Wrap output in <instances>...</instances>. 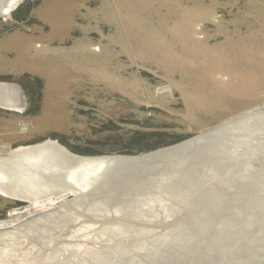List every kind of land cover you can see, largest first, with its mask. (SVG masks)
<instances>
[{"label":"rangeland","instance_id":"1","mask_svg":"<svg viewBox=\"0 0 264 264\" xmlns=\"http://www.w3.org/2000/svg\"><path fill=\"white\" fill-rule=\"evenodd\" d=\"M27 75L43 82L39 111L28 114L32 86H23L30 104L27 109H0V156L10 157L20 147L53 142L89 159L136 158L211 135L181 157L145 163L135 174L123 169H96L87 173L94 174L96 183H82L77 194L68 189L60 195H50V191L48 196L33 183L23 199L0 193V264H79L75 256L85 257L104 247L114 251L119 244L126 247L123 259L127 264L141 248H151L157 235L148 234L146 239L145 235L133 236L135 231L131 230L129 235L113 238L104 231L116 233L119 229L106 230L107 222L113 225L135 211L137 219L149 223L142 229L155 228L156 234H166L172 247L171 254L145 259L141 264H225L218 257L198 260L196 253L211 249L212 243L189 237L191 228H180L179 223L205 221L202 212L192 213L194 190H199L194 197L202 200L218 189L212 180L236 170L219 172L209 162L198 160L200 153L214 150L230 154L229 150L240 149L237 156L244 157L253 148L243 149V141L264 139L261 120L242 128L227 127L253 113L264 117V104H256L264 100V0H27L14 14L0 17V81H19ZM145 125L191 137L156 146L153 140L142 138ZM220 128L223 139L216 132ZM42 139L46 140L35 143ZM220 156L217 158L222 159ZM251 156L254 158L249 162L258 166L256 173L263 177L259 160L264 153L256 157L253 152ZM213 170L215 178L205 176ZM83 171V166H78L68 180L75 176L86 179ZM172 171L173 177L167 181L165 176ZM148 191L159 193L150 196ZM154 196H170L171 200L164 207L153 201ZM222 196L228 197L226 193ZM139 197L150 201L151 208L134 203ZM259 197L264 198V193ZM263 204L255 206V213H264ZM234 205L229 207L230 213L238 212H234ZM242 212L238 214L243 216ZM155 213L153 218L149 216ZM256 219L264 224V217ZM4 221H9L6 228L2 227ZM173 225L175 231L185 230L180 246H173ZM233 229L238 235L241 227ZM192 240L194 249L186 250ZM237 243L247 244L255 254L261 252L257 256H264V245L256 241L253 230L247 233V240ZM54 249L59 250L61 260L51 259ZM117 249L111 252L116 257ZM154 249L158 251L156 246ZM222 250L219 252L224 253ZM123 259H114L111 264H122Z\"/></svg>","mask_w":264,"mask_h":264},{"label":"bare ground","instance_id":"2","mask_svg":"<svg viewBox=\"0 0 264 264\" xmlns=\"http://www.w3.org/2000/svg\"><path fill=\"white\" fill-rule=\"evenodd\" d=\"M24 1H27V0H0V17L6 16V15H8V13H9V15L12 14L15 7L17 5H20ZM0 87H4V84L3 85L0 84ZM18 91L20 92V90L18 88H12L10 90L0 89V105L4 106L5 108H8V109H24L25 108L24 96H21V99H20V93ZM21 104H23V105L20 108L19 106ZM262 116H263L262 114H261V116L260 115L257 116V114L253 113V114L248 115L247 117L241 118L240 120H238L236 122L230 123V125H227V127H230V128L234 127L235 128L237 126L239 128H242L245 126V124H247L249 122H255L258 120L264 121V117L262 118ZM242 123H244V124H242ZM216 132L219 134L220 139H223L224 130L223 129L221 130V128H220V131L217 130ZM210 135H204V136H201V137L196 138L194 140H191V141L189 140V141L183 142V144H179L177 146L165 148V149L153 152L152 154H149V155H146L143 157H136V158L135 157L132 158V157L114 156V157L89 159L88 157L76 155L73 152H70V150H66L65 148H63L60 145L53 143V142L46 143V144H40V145H36V146L20 147L18 149H15L14 151H12V154L10 155V157L0 156V193L5 195V196H9L11 198H16V199L22 198L23 199L24 198V192H27L26 190L28 189V185L30 183H33L34 186L36 187V189H38L40 191V193H42L44 195L49 196L50 191H51L50 195H54V194L60 195L61 193H63L64 191H66L68 189L73 190V192H75L77 194L78 192L81 191L79 188V185L82 186V183L84 185V182H86L88 186H89V184L92 185V182L96 183L97 180L94 179V177H92L94 174H92V176L87 175V173L89 174L90 172H93L96 169H100V170L106 169V171H109V172L112 170H116V169H120V170L123 169V171L128 170V172H130L131 174H135V171H137V169L140 171H142L144 169L143 164H145V163L148 165L149 162H156V161H162V160L166 161V160H173V159L175 160V159H177V157H181V155H184L185 153H188V151H191L190 149H192L193 147H196V146L202 144L204 141H208V138L210 137ZM211 138L209 140H211ZM236 143H237V141H236ZM242 144H243V146L246 145V147L243 149H250V147L253 148L251 153L246 154L244 157H241V156L238 157L237 156L238 154L241 155L240 149H238V150L236 149L237 151L232 149V150H229L230 154L226 153V151H225V153L222 151H219V152L216 151L215 152L214 150H213V152L206 151L204 154L200 153L199 154L200 157L197 158L198 160H204L207 163L209 162L210 167L214 165V167H216V169L219 172L222 169H228V168H233V167L236 168V170L231 171L230 174L227 173L225 176L220 178V180H212L213 185L216 186V187L214 186V188H218L215 192H213V191L211 192L212 194H214L213 196L210 195L211 193L206 192L209 194L204 199L200 200L201 198L194 197V196L199 194V192H198L199 190L198 189L194 190L193 194H195V195L192 196L194 199L193 200L194 202H191V205H190V206L194 207V210L192 209V213L194 215H199L202 212L205 221L202 220L201 222H198V224L197 223H189L190 225H188V223L185 222L184 226L181 223H179L180 228H182V227L191 228L190 231H188V233L186 232L188 235L189 234L194 235L195 238L198 239L199 241L203 240L207 243H212L213 246L211 247V249L206 250V252H203V253L202 252L196 253V257H198V260H199V258H202L203 256H205V257H207L206 259H208V257L209 258H212V257L223 258V261L225 262V264H226V262H229V264H263V262H264L263 261L264 260L263 254H262L263 257L257 256V255H260L261 252H259L258 254H255V251H252L253 250L252 248H250V247L246 248L247 244L243 245V243H242L240 245V243H237L239 241L242 242L244 240H247V233L249 232V230H253V232L256 233V241H259L261 244L264 245V224L261 225L258 222V220L256 219V217H257L258 219L261 220V218L264 217V213H261V214L257 213V212L255 213V211H257V208H255V206H259L258 203L260 205L262 203H264V198L259 197L261 195V193H264V187H263L264 183H261V181L264 180L261 178H263L264 176L261 177V175L260 176L257 175L256 169L258 166L255 167L256 165H254L252 162L251 163L249 162L250 159L254 158L253 156H251L253 154V152H256V157H258L257 156L258 153H264V139L261 138V140L257 139L256 141L245 140V141H243ZM237 146H239V145H237ZM223 147H221V148L223 149ZM226 147H228V146H226ZM259 148L262 149V152H258V151H261V149L259 150ZM197 149H199V148H197ZM218 150H219V148H218ZM218 155H221L222 157L221 156L220 157L222 159H218L217 158ZM245 157L247 158L246 160L244 159ZM262 157L264 158V156H262ZM263 158H262V161L259 160V162L261 163V167L259 168V170H261V171H264V169H263L264 168ZM168 162L172 163L171 161H168ZM242 162H243V164H242L243 166H239V165H241ZM170 163H168V164H170ZM245 165H246V167H245ZM78 166H83L85 171H83L82 176L85 175L86 179H82V177H81L78 180V178H76V176H75L72 181H69L68 177H70V176H68V175L71 172H73L74 170L76 171V168ZM177 167H179V166H177ZM129 169H131V170H129ZM159 171H157V172H159ZM213 172H214V170L210 171L209 174L205 175V176L209 177V179L215 178L214 176L213 177L211 176V174ZM101 175H102V173H101ZM165 177L167 178V181H170L171 178L173 177V171L168 172V175H166ZM159 179H161V178H159ZM235 179H238V180H235ZM98 180H100V182L102 181V179H100V177ZM193 180L191 182H193ZM222 180H224V181L226 180V181L223 182ZM75 181H78V182L75 183ZM195 181H197V180H195ZM166 183H168V182H166ZM175 183L176 182H173L174 185H175ZM165 188H166V186H165ZM154 190H156V189H154ZM177 191H181V187ZM147 193H149L150 196H152V195L158 194L159 192L158 191L157 192L156 191L155 192L154 191H152V192L148 191ZM225 193L228 195L227 199H225L222 196ZM67 194H69V193H67ZM249 195H256V197L250 198ZM246 197H247V200L249 201V203H247V200L244 199ZM135 198H137V197L135 196ZM142 198L136 199L134 201V203L139 202L140 207L150 209L151 208L150 203H147L150 201H148L146 199H142ZM148 198H150V197H148ZM170 198H171L170 196L164 197V198L154 196L153 201H155V202L157 201V203L159 202V205H161V204L163 205V204H166V201L170 202V200H171ZM183 200L185 201V199H183ZM260 200H262V201H260ZM185 202L189 203V201H187V200ZM146 203L149 205H146ZM171 203H172V201H171ZM233 204L237 205L235 207V209H233L234 212L236 209H239L238 212H236V213H230V211H229L230 210L229 207H231V205H233ZM163 206L165 207V205H163ZM263 206H264V204H263ZM185 208H186V206L183 207V210L181 208L178 209V212H181V210H182V212H184ZM102 209H104V208H102ZM169 209L170 208L167 207L166 211H169ZM188 209L190 211L191 208H188ZM161 210H162V208H161ZM19 211L22 212V211H24V209H20ZM189 211H188V214L190 213ZM239 211H244V212H242L243 216L238 214ZM145 212H146V210H145ZM153 212H155V211H153ZM170 212H171V210H170ZM101 213H102V211H101ZM136 213H137V211L132 212L131 215L129 213L128 214L126 213V215L124 217L123 216L121 217L122 221L113 222V225H110V222H107L105 228L106 227L107 228L113 227L114 229H117V230L119 229L116 233L115 232L114 233H111V232L108 233V231H104L105 235L110 234V236H108V237L113 236V238L115 235L117 236V238L119 236L124 237V235H129L131 230L135 231L137 233L136 234L134 232L133 236L134 235L135 236L145 235L144 237H146V239H149L148 234H151V236L157 235L158 239H156V241L157 240L158 241L156 242L155 240H153L155 242H153V246L151 248L145 249V246H144L143 248H141L142 249L141 252H139L137 255H135L134 260H128L127 264H141L145 259H153V260L156 259L157 260L160 257V255L171 254V248L172 247L168 246L171 243L170 238H168L166 234H164L162 236L159 234H156L155 228L153 230L147 229L148 231L146 229H142V227L146 226V224H149V223H147V220H145V219L140 220L138 218L139 219L138 220L136 218L137 217ZM138 213H141V212L138 211ZM143 214H145V213H143ZM174 214H175V216L177 215L176 213H174ZM188 214L185 215V217H187ZM193 214H192V218H194ZM232 214H234V215H232ZM160 215H161V213H160ZM160 215H158V216H160ZM230 215H231V218H228V216H230ZM260 215H262L261 218H260ZM102 216H103V213H102ZM143 216L144 215H141L142 218H143ZM149 216L150 217L152 216V218H153L154 216H156V213H155V215H149ZM241 216L243 217V219ZM139 217H140V215H139ZM119 218H120V216H119ZM176 218H179L180 220H182L184 217L181 219L180 215H177ZM221 218L224 219V221H222ZM185 220H188V218H185ZM192 220H191V222H192ZM101 221H102V219H101ZM104 221H102V222L104 223ZM8 222L9 221H4V226H2V227H4V228L8 227L9 226ZM235 226L241 227L242 231L240 230L241 232L239 231L238 235H237V232H235V230L233 229V227H235ZM102 227H104V226H102ZM139 227H141V228H139ZM197 227H198V229H197ZM201 227H205L207 230L206 231L199 230V229H201ZM227 227H231V228H227ZM107 228H106V230H107ZM150 228H152V227H150ZM219 228H222V230H217ZM95 229L96 228H94V230ZM175 229H176V225H173V239L171 238L173 240V246L174 245L180 246V244H181L180 237H181V235H183V233H185V230L182 229L181 232H179L177 230L175 231ZM100 231L101 230H99V232ZM75 233L77 234V232H75ZM138 233H140V234H138ZM190 235H189V237H190ZM102 237H104V236H102ZM33 238H35V237H33ZM192 242H193V240L189 241L190 245L186 248V250L194 249V248H191V246L193 245ZM156 243H158V244H156ZM220 243H221V245H220ZM217 244H218V247H216ZM154 246H156L158 251H156L155 249L152 251ZM43 247H45V245ZM118 247L114 248V251L117 248L120 250V252L117 253L118 254L117 257L113 255L114 254V251L112 250L113 248L108 249V248L104 247L101 249L100 252L90 251L88 256H85V257L75 256V258L80 260V261H78L79 264H99V263L100 264H104V263L105 264H111L114 261V259L118 260L119 257L121 259H123V257L127 254V253L125 254V252H126L125 246H121L119 244ZM128 247L131 248L130 245H128ZM196 247L198 248V246H196ZM221 249H223L222 251L224 253L219 252ZM58 251L59 250H56V249L53 250V252L51 254L52 255L51 259L61 260V258H60L61 255L59 254ZM257 257H259L261 259L258 260ZM229 258L230 259L233 258L234 260L227 261ZM194 260H195V258H194ZM28 263L29 264H35L33 261H32V263H30V262H28ZM124 263H125V259L122 260V264H124ZM69 264H71V263H69ZM115 264H117V263H115ZM119 264H120V262H119ZM154 264H156V263H154Z\"/></svg>","mask_w":264,"mask_h":264},{"label":"trees","instance_id":"3","mask_svg":"<svg viewBox=\"0 0 264 264\" xmlns=\"http://www.w3.org/2000/svg\"><path fill=\"white\" fill-rule=\"evenodd\" d=\"M25 79L27 80V82H25L26 81ZM3 82H9V81H3ZM10 82H14V83L18 82L27 88H29L28 86H32V88L30 87V89L33 92H37V96H35L36 93L34 94L33 92H31V109H30V111H28V114L35 113V111L38 112L39 106H40V101H41V96H42V88H43L42 80L35 78V77L32 78L30 75H27V76H24L19 81H10ZM33 85H34V88H33ZM143 128L145 129L144 134L142 136L143 139L153 140L154 145L157 144L158 146L159 145L161 146V144H162L163 147L179 143V142L186 140V139L191 137L190 135H188V136L187 135L186 136H184V135H181V136L173 135V134L169 133L168 129L163 130L162 128H159V127L156 128L154 126L150 127V126L145 125V126H143ZM46 139L35 141V143L42 142ZM171 139H172V141H171ZM173 139H175L174 143H173ZM57 140H59V139H57ZM35 143H33V144H35ZM159 148H161V147H159ZM159 148H157V149H159Z\"/></svg>","mask_w":264,"mask_h":264},{"label":"water","instance_id":"4","mask_svg":"<svg viewBox=\"0 0 264 264\" xmlns=\"http://www.w3.org/2000/svg\"><path fill=\"white\" fill-rule=\"evenodd\" d=\"M25 2V1H24ZM24 2H22L20 5H18L15 9H14V11H13V13L12 14H14L16 11H17V9H19L23 4H24ZM5 85H4V89L5 90H10V89H12V88H18L19 90H20V94H21V96H24V106H25V108H26V106L28 105V100H27V97H26V92H25V89L23 88V86L21 85V84H19V83H9V82H6V83H4ZM23 105V104H22Z\"/></svg>","mask_w":264,"mask_h":264},{"label":"crops","instance_id":"5","mask_svg":"<svg viewBox=\"0 0 264 264\" xmlns=\"http://www.w3.org/2000/svg\"><path fill=\"white\" fill-rule=\"evenodd\" d=\"M0 82H3V81H0ZM3 83H6V82H3ZM9 83H14V82H9ZM24 88V87H23ZM0 89H4L3 87H0ZM25 89V88H24ZM15 90V89H14ZM26 94V93H25ZM26 97H27V95H26ZM23 100V99H22ZM28 100V99H27ZM30 106V104L28 103V105L26 106V108H24V109H17V110H25V109H27L28 107ZM20 108L22 107V104L19 106ZM0 109L1 110H6V109H8V108H5L4 106H1L0 105Z\"/></svg>","mask_w":264,"mask_h":264},{"label":"flooded vegetation","instance_id":"6","mask_svg":"<svg viewBox=\"0 0 264 264\" xmlns=\"http://www.w3.org/2000/svg\"><path fill=\"white\" fill-rule=\"evenodd\" d=\"M10 15H11V14H10ZM261 53H263V52H261ZM236 58H241V57H240V56H239V57L237 56ZM239 60H240V59H239ZM239 60H238V61H239ZM252 81H253V80H250V82H252ZM0 84L3 85L4 83H3V82H0ZM19 84H20V83H19ZM4 85H5V84H4ZM22 86H23V85H22ZM256 104H261V105H263V104H264V100H259Z\"/></svg>","mask_w":264,"mask_h":264}]
</instances>
